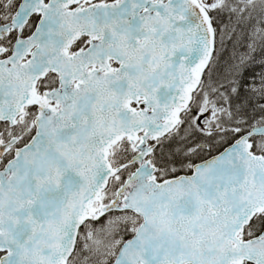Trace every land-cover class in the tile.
Listing matches in <instances>:
<instances>
[{"label": "snow or ice", "instance_id": "1", "mask_svg": "<svg viewBox=\"0 0 264 264\" xmlns=\"http://www.w3.org/2000/svg\"><path fill=\"white\" fill-rule=\"evenodd\" d=\"M0 264H264V0H0Z\"/></svg>", "mask_w": 264, "mask_h": 264}]
</instances>
